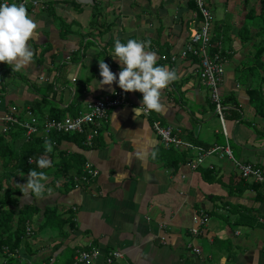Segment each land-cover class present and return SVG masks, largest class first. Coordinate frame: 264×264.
<instances>
[{
  "label": "crops",
  "instance_id": "1",
  "mask_svg": "<svg viewBox=\"0 0 264 264\" xmlns=\"http://www.w3.org/2000/svg\"><path fill=\"white\" fill-rule=\"evenodd\" d=\"M191 2L40 0L32 5L28 0L25 4L40 25L41 36L29 42L35 55L26 69L12 72L0 63V116L10 106L31 108L41 119L75 115L88 102L109 95L118 85L99 86L98 62L104 59L118 74V61L111 57L117 38L124 43L129 38L150 39L149 50L157 54V64L174 69L178 78L161 91V112L134 119L133 108L139 106L142 94L127 92L126 102L111 108L101 120L91 146L60 141L57 148L68 154L65 157L82 154L99 174L88 184L71 186L73 175L79 173L73 169L65 175L57 173L53 165L54 174L49 171L43 182L53 183L45 187L43 198L19 197L20 205L32 203L40 213L45 206L69 209L76 227L67 238L45 228L42 232L48 237L30 239L31 248L19 251V258L44 264L67 246L75 250L91 246L101 252L91 264H100L110 250L123 252L120 264H264V180L241 177L234 163L235 159L255 164L264 176V113H257L248 94L256 89L264 98V52L255 56L263 40L264 1L207 0L213 14L211 32L219 36L216 45L224 55L219 94L229 109L226 124L232 157L209 155L191 170L183 160L193 158L196 150L166 147L152 128V121L159 120L193 144L226 143L208 88L199 78V58L179 57L188 33L198 26V11ZM170 54L178 58L165 64L160 56ZM46 157L64 163L59 155ZM204 169L215 175L205 180ZM24 183L22 179L20 184ZM197 216L205 221L193 234L190 228ZM41 220L40 214L33 215V223Z\"/></svg>",
  "mask_w": 264,
  "mask_h": 264
},
{
  "label": "built area",
  "instance_id": "2",
  "mask_svg": "<svg viewBox=\"0 0 264 264\" xmlns=\"http://www.w3.org/2000/svg\"><path fill=\"white\" fill-rule=\"evenodd\" d=\"M193 1L198 11V26L191 29L188 33V39L181 49L179 57L187 58L193 56L199 58V78L208 88L209 99L214 106L213 111L217 115L220 124L219 131L224 135L226 143L224 145L213 144L209 147L199 146L181 139L172 125L163 124L159 120L152 121L154 132L166 147H184L196 150V155L185 162L191 170L197 169L204 162L205 157L209 155L217 154L220 157H232L228 142L230 135L225 114V109L228 107L223 103V99L219 94V85L223 81L224 76V57L221 55V50L218 45L217 52L214 54L210 53V32L213 14L207 4V0ZM22 2L28 4V0L19 1V3ZM38 4H40V0H32V5ZM160 57L165 64L173 63L178 58L175 54L161 55ZM125 102V92L117 87L115 88V94L111 92L109 95L88 102L85 110H81L75 115L66 114L61 117L48 115L41 119L31 108L21 110L17 107L10 106L9 110L0 116V121L2 122L3 131L7 130L8 125L19 126L25 129V138L27 140L33 136H41L43 139H48L52 134L80 133L84 136L83 144L89 147L93 144L94 138L99 134L100 122L107 118L109 110ZM144 114L149 115V112ZM234 163L241 177L255 181L264 180L262 170L259 166L235 159ZM98 174V169L94 164L90 160H85L81 168V173L73 175L72 180L75 186L79 183L88 184L95 180ZM204 219L203 216L195 217L190 232L193 234L199 233L201 224H204ZM31 228L29 224L26 226L27 233L32 231ZM193 251L199 253L200 249L193 247ZM99 256H101V252L96 247L88 246L84 249H77L73 256V264H91ZM103 257L106 263H112L116 260H122L124 254L120 250H110Z\"/></svg>",
  "mask_w": 264,
  "mask_h": 264
},
{
  "label": "trees",
  "instance_id": "3",
  "mask_svg": "<svg viewBox=\"0 0 264 264\" xmlns=\"http://www.w3.org/2000/svg\"><path fill=\"white\" fill-rule=\"evenodd\" d=\"M191 1V4L196 7L195 2L193 0ZM263 1L264 0H262V2ZM195 9L197 10V7ZM262 31L263 40L260 42V46L256 49V57H261L264 52V28H262ZM210 41V53L214 54L217 52V43L212 38ZM221 55L224 57L222 50ZM2 70L3 68L0 67V75ZM248 94L252 102L255 104L257 113L260 115L263 114L264 98L257 92L256 89H249ZM223 103L225 104L224 101ZM212 107H214L213 104ZM32 111L34 112L33 109ZM228 111V108L225 109V114H227ZM53 116L57 115L54 114ZM82 135L83 134L80 133L52 134L48 140H50L53 144V151L51 153H45V139L41 136H33L27 140L25 138V129L19 126L8 125L6 131H3V127L0 129V264H41L40 260L32 262V260L28 261V259H21L18 257L19 251L21 253H26L27 250L31 248L29 240L33 238V236L36 238L38 235L33 233L34 230L32 228L30 233H27L26 231V226L33 223L34 214H40L42 216L40 223L35 224L34 226L39 229L41 228L43 231L45 228L48 230H53L52 228H59L58 232L55 234L59 236L61 235L63 238H67L70 232L76 230L75 222L69 209L57 212L58 209L56 207L45 206L43 212L40 213V209L32 203L20 205L19 197L23 195V193L20 191V186L18 184H20L22 179H24L25 182L27 181L28 171L31 168L37 171H44L49 174L51 167L47 169H39L37 168L35 162L37 157L44 155H47L52 159L59 155L60 159L64 160V163H58L59 166L52 160V165H56L54 170L57 173L65 175L71 169L76 170L77 173H81V168L86 160L83 155L72 153L70 156L65 157L64 155L67 156L68 154L59 150L57 145L61 140L67 139L76 141L85 146L83 144L84 136ZM18 141H20V144L16 147V142L18 144ZM30 157L32 158V163H29ZM183 161L185 162L187 160L184 159ZM51 170V174H54V170ZM21 173H24V175H19ZM214 173L215 172L212 169H204L201 172V175L202 178L207 180L209 177L215 175ZM18 177H20V180ZM5 183L6 186H4ZM52 183L53 181L46 182L45 187H50ZM71 186H75V184L71 183ZM253 186L257 187V184ZM60 244L61 242L56 244V247L53 248V250L59 248ZM87 247L88 246L85 248ZM3 251H5V253H3ZM75 251V248L67 246L60 253H58L54 261L51 262V257H48L44 264H73ZM29 252L33 255L35 251L30 250ZM119 262L120 260L113 261L112 263H106L105 259H103L100 264H120Z\"/></svg>",
  "mask_w": 264,
  "mask_h": 264
},
{
  "label": "clouds",
  "instance_id": "4",
  "mask_svg": "<svg viewBox=\"0 0 264 264\" xmlns=\"http://www.w3.org/2000/svg\"><path fill=\"white\" fill-rule=\"evenodd\" d=\"M40 25L31 17L25 3H9L4 0L0 3V63L9 65L12 72H20L33 63L34 50L29 43L32 40H40ZM151 40H139L129 38L126 43L117 38L114 42V51L111 57L118 61L120 71L114 73L104 59H99L98 66L100 76L99 86L113 83L117 84L123 92H140L142 99L138 107L133 108L134 119L142 113L161 112V91L167 88L178 77L174 69L166 65L157 64V54L150 51ZM98 86V87H99ZM115 94V89H111ZM45 153L53 151L50 140L44 141ZM155 153H153V156ZM29 158V163H32ZM39 169L52 167V161L45 156L36 158ZM21 176L24 173L19 174ZM120 176L121 173H117ZM48 176L44 171L29 169L27 181L18 184L24 197L34 196L43 198L45 181Z\"/></svg>",
  "mask_w": 264,
  "mask_h": 264
},
{
  "label": "rangeland",
  "instance_id": "5",
  "mask_svg": "<svg viewBox=\"0 0 264 264\" xmlns=\"http://www.w3.org/2000/svg\"><path fill=\"white\" fill-rule=\"evenodd\" d=\"M218 12H219V10H217ZM212 24H213V22H212ZM212 29V28H211ZM210 37L216 42L217 41V39L219 38V36L217 35V34H213L212 32H210ZM224 40L225 41H228V35L227 36H225V38H224ZM219 127H220V124H219ZM18 144H20V141H18ZM17 142H16V147H18L17 145ZM220 145V144H219ZM8 158V157H7ZM0 167H1V159H0ZM52 171V170H51ZM47 174V173H46ZM10 179V178H9ZM18 179L20 180V177H18ZM11 181V180H10ZM4 186H6V183H5V185ZM48 207H55V206H48ZM59 211H60V209H59ZM58 210H57V212H59ZM36 221H37V219H36ZM33 224H36V223H32V225ZM35 227V226H34ZM36 228V227H35ZM33 228V230H34V232L33 233H35V234H38V235H40L41 237H45V238H47L48 237V233H44V232H42L43 230H41V228L39 229V228ZM53 230H54V232H53V230H50L51 232H53V233H57L58 232V229L59 228H52ZM66 229V228H65ZM34 237V236H33ZM32 239V238H31ZM82 242H84V240H82Z\"/></svg>",
  "mask_w": 264,
  "mask_h": 264
}]
</instances>
